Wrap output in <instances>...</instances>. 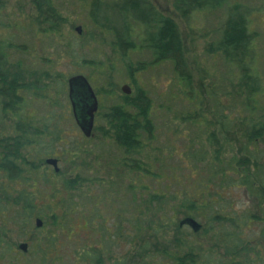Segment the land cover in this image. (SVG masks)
I'll list each match as a JSON object with an SVG mask.
<instances>
[{"label":"rangeland","instance_id":"1","mask_svg":"<svg viewBox=\"0 0 264 264\" xmlns=\"http://www.w3.org/2000/svg\"><path fill=\"white\" fill-rule=\"evenodd\" d=\"M90 1L49 0L46 6L52 7L55 13V19L51 21L44 19L48 11L40 14L32 0H0V89L7 86L2 80L3 76L7 79L16 77L18 95L26 99L24 108L32 115V121L28 122L42 131L46 128L44 133L36 135L42 137L43 145H27L18 150L15 163L23 168L25 172L22 174L28 177L27 180L18 178L8 183L0 171V181L8 184L12 196H15L16 190L49 189L50 186L40 177L44 173L50 175L51 188L55 190L62 186L64 178H74L76 175L82 178L67 195L75 203V212L55 223L43 215V224L37 227H48L54 234L62 230L64 234H59L56 251L63 263L56 260L54 264H79L77 249L84 245L91 251L93 246L105 245L100 224L105 222L111 227L116 223V214L121 212L117 209L121 207V200L124 201L125 185L139 182L138 171L122 165V159L128 163L129 157L151 163L154 159L155 168L161 170L170 166V173L185 177V187L190 184L191 176L196 179L205 177L207 163L217 168L226 166V176L234 184L224 186L222 192L231 204L233 220L223 226L213 224L214 228H210L203 219H198L204 229L195 236L196 254L199 255L197 261L199 264H259L260 259L256 254L264 259V237L261 232L264 229V139L248 140L244 135L247 126L236 124L238 121L245 122L249 114L240 105L230 110V103L235 102L234 92L239 90L236 102L251 103L247 94L250 88L245 84L238 87L239 71L225 54L212 48L224 27L228 7L236 5L245 12L249 30L254 33L257 52L253 51L249 64L254 67L252 72L258 76V81L255 84L257 93L252 97L258 111L264 110V0H226L221 8L195 10L186 18L175 10L174 0H148L159 14L172 17L181 33L186 61L192 74L191 87L184 86L183 89L170 61L150 64L153 56L141 42L144 30L139 22L129 20V41H123L124 49L116 45L112 29L120 27L121 21L113 19L112 14L118 12L121 0H103L109 18L105 24H113L110 29L108 26L96 27L91 22ZM77 26L81 27L80 33L76 30ZM129 42L134 43V48L129 46ZM137 64H144V69L133 72V83L127 68ZM75 75H82L88 80L98 100L92 136L86 139L82 138L83 133L73 118L68 99L67 81ZM124 84L131 88L130 93L135 92L136 84L145 89L150 97L154 137L150 141L144 140L145 146L138 154L134 152L123 156L122 149L112 136L108 134L110 137H103L100 128L108 129L103 115L108 107L121 102V86ZM191 90L195 92L194 99L191 98ZM14 100L16 103L17 99ZM6 102L7 99L0 94V139L7 136L12 138L17 132V118L11 109L5 107ZM220 108L232 120L230 128H224L220 122ZM181 110L184 119L178 115ZM192 114L199 115L196 117L198 122L193 123L189 119ZM257 115L258 112L252 117L261 118ZM56 129L60 139L53 141L51 148L49 144ZM211 134L215 138L207 141ZM9 142L0 143V159ZM73 147L75 154L70 153ZM194 149L197 154L192 159L194 155L190 153ZM249 152L253 155L250 162L239 165V161L248 157ZM167 155L170 156L161 159ZM46 157L58 159L59 172L44 162ZM27 161L38 167L37 173L26 170L31 168L26 165ZM193 164H198V168H194ZM113 165H117V171H112ZM118 173L122 185L119 187L113 183L111 186L110 183L117 180ZM247 173L249 182L243 184ZM142 181L148 185L149 191L159 188L149 178ZM176 187L178 183L170 184V189ZM95 212L101 213L102 217ZM180 212L173 214L175 223L183 217L182 210ZM21 222L9 234L14 249L11 257L16 263L27 264L31 258L28 252L31 251L33 234L29 231L31 224L23 228ZM32 225L34 229V221ZM62 225L67 228L60 229ZM70 225L75 231L67 233L69 229L72 230ZM83 225L85 229H82ZM129 233L132 235V229ZM173 233L175 231L166 229L163 238L171 240ZM187 234L193 233L184 226L182 237ZM21 242L27 243L26 252L18 248ZM119 244L120 247L115 250L113 246L112 252L98 251L105 264H115L121 260L124 264H134L129 243L119 241ZM245 245L253 249L248 257L243 253L238 256L226 252L228 247L240 250ZM51 257L57 258L58 255L53 251L48 259Z\"/></svg>","mask_w":264,"mask_h":264},{"label":"trees","instance_id":"2","mask_svg":"<svg viewBox=\"0 0 264 264\" xmlns=\"http://www.w3.org/2000/svg\"><path fill=\"white\" fill-rule=\"evenodd\" d=\"M32 2L40 14L44 15L48 11L44 16L45 20L53 21L55 19L54 9L46 6L49 4V0H32ZM225 4L226 0H174L173 6L183 18H186L195 10H215ZM106 10L103 0L90 1L89 13L91 22L96 27L108 26L110 29L113 25L106 26L105 24V21L109 19ZM112 18L121 21L120 27L112 29L115 43L118 47L124 49L125 47L122 46L123 41L127 42L130 39L129 20L139 22L144 30L141 42L144 43L143 46L153 56L150 64L165 60L170 61L177 79L181 82L182 89L184 86L191 87L192 74L186 61L184 43L177 23L172 17L159 14L148 0H121L118 4V12L113 13ZM254 40V33L249 30V23L245 12L238 9L236 5L228 7L224 27L212 50L221 51L225 54L227 60L237 68L240 75L238 87L241 88V85L245 84V86L250 88L247 94L251 103L243 104L239 101L236 102L239 90L234 92L233 98L235 102L233 104L230 103V106H232L230 110H235V107L240 105L249 114L245 122L238 121L236 124L243 126L245 124L247 126L244 135L250 141L264 139V110L258 111L257 103L254 102L252 97V95L257 93L255 92L257 91V89L255 90L257 87L255 84L258 81V76L255 72H252V68L254 67L249 64L251 63L253 51L257 52ZM129 43V46L134 48V43ZM122 51L124 52V50ZM142 69H144V64H137L134 67L128 66L127 72L131 76L133 83H135L132 77L133 72ZM3 79L7 83V86L1 87L0 94L7 99L5 107L11 109L17 118L15 122L17 126L16 136L12 138H8L7 136L0 139V143L10 141L7 150L2 152L0 159V171L3 172L7 182L10 183L18 180V178L27 180L28 177L23 175L25 172L23 168L15 163L18 158V150L27 145H43L41 142L42 137H36V135L44 133L46 128L42 131L36 128L34 124L28 122L32 121V115L31 113H27L26 108H24L26 99L18 95L17 89L19 85H17L16 77L13 76L11 79H7L6 76H3ZM135 86L133 94L123 93L121 95V102L108 107L106 113L103 115L108 123V129L104 130L100 128L103 131V137L112 136L117 146L122 149L123 156L133 154L134 152L138 154L145 146L144 140L150 141L154 137V123L150 114V97L147 95L145 89L136 84ZM106 91L108 92V90ZM194 97L195 92L191 90V98L194 99ZM14 99H17L16 103ZM55 104L57 103L55 102ZM221 109H219L220 122L224 128H230L229 124H232V120H229L227 114L224 113L225 111L223 112ZM257 112L259 113L257 117L261 116V118L252 117ZM178 115H180L181 119H184L182 110L178 112ZM198 116L192 114L189 119L195 123L198 122L196 121V117ZM224 130L229 131V129ZM59 135L56 129V133H53L49 144L51 148H53V141L55 142L60 139ZM82 135V138L86 139L92 136V133L88 137L84 134ZM213 137L214 134L209 135L207 141ZM70 151V153L75 154V147L70 149ZM190 154L194 155L192 156V159H194L197 151L194 149ZM169 156H164L161 159L163 160ZM252 156V153L249 152V156L242 158L238 164L246 165L250 162ZM155 160H157L156 157ZM23 161L26 160L23 159ZM129 161L128 163L122 159L121 163L122 165L125 164L124 166L129 169H136L138 171L137 178L139 182L125 185L124 201L121 200V207L117 209L121 212L116 214V218H118L116 223L112 224L111 227L107 226L105 222L100 224L99 228L102 231L101 236L105 245L93 246L91 251L89 250L90 248H86L84 245L80 249L75 248L78 250L76 257L79 260V264H105L99 252L102 249L112 252L113 246H115L114 250L120 247L119 241L129 243L130 250L133 251L131 257H133L134 264H199L197 261L199 255L196 254L195 248V236L204 228L198 219H203L204 224H208L210 228H214L213 224L223 226V224L227 222L231 223L233 220L230 215L231 204L227 201L224 192H222L224 186L234 184L231 178L226 176V166L217 168L216 166H212V163H207L205 166V170L207 171L205 177L196 179L194 176H191L190 184L185 187L183 186L185 184V177L170 173L169 171L172 169L170 166H167V169L161 170L155 168L153 164V162L155 163L154 159L151 163L149 160L143 161L129 157ZM26 165L31 166V168L26 169L29 173H37L38 167L36 165L30 164L29 161L26 162ZM193 165L194 168H198V164ZM113 170H118L117 165L112 166ZM40 177L44 179V183L46 182L50 186V191L48 188L43 189L44 191L21 189L16 190V195L12 196L9 185L0 181V264H22L18 261L16 263L13 260L14 258L11 257L14 249L9 241V234L14 230V226L19 221H22L23 228L30 224L32 227V221L36 217L42 219L44 215L51 222L55 223L58 219H67L71 213L75 212V203L67 195L77 183L79 184L82 181V178L78 175L74 178H64L62 186H59L55 190L51 188L50 175L47 174L46 176L44 173ZM144 178L151 179L154 186L159 188L149 191L148 185L142 181ZM116 179L110 185L112 186L115 183L120 187L122 181L119 173L116 174ZM180 179H182V183H180ZM247 182H249L248 173L245 175L244 182L242 181V183L246 184ZM161 183L164 185H161ZM171 183H178V187L170 189ZM180 210H182L183 214L181 219L185 217L194 218L200 223V229L193 230L187 224L180 225L179 221L181 219L175 223L173 214L175 212L179 213ZM95 214L98 217H102L101 213L95 212ZM84 222H86V219ZM72 226L70 225L72 230L69 229L68 232L66 231L67 233L75 231ZM184 226L189 227L193 234H187L182 237V228ZM31 227H29V231L33 234V237L30 240L31 251L28 252L31 258L27 264H47V262L48 264H54L56 260H60L59 262L63 263L62 257L56 252L59 234L64 235L62 230L59 231V234H54L55 232L50 231L48 227L40 229L36 226H34V229ZM81 227L85 229V225ZM65 228H67L66 225H62V228L60 227V229ZM131 229L132 235L129 233ZM166 229L175 231L171 240H169L170 238H163V232ZM261 232L264 237V229ZM68 235L67 238H69ZM225 235L227 236L226 233ZM62 239L64 238H60V240ZM115 240L116 242L114 243ZM53 251L58 257L48 259ZM252 251L253 249L246 245L241 247L240 250L231 247L226 249V252L229 254L241 256L243 253V256L247 257ZM256 257L260 259L259 264H264L262 256L256 254ZM115 264H124V261H117Z\"/></svg>","mask_w":264,"mask_h":264},{"label":"water","instance_id":"3","mask_svg":"<svg viewBox=\"0 0 264 264\" xmlns=\"http://www.w3.org/2000/svg\"><path fill=\"white\" fill-rule=\"evenodd\" d=\"M76 30L78 33L81 32V27L77 26ZM68 97L71 105V111L73 118L85 136L91 135V130L94 122V115L98 109L97 96L89 84L88 80L82 75H75L68 78ZM121 91L125 94L131 92V88L124 84L121 86ZM46 164L50 165L54 171H58V159L56 157H46ZM180 225L187 224L193 230H199L200 223L192 217H185L179 221ZM34 224L36 227L42 226V219L35 218ZM18 248L26 252L28 245L26 242H21L18 244Z\"/></svg>","mask_w":264,"mask_h":264}]
</instances>
